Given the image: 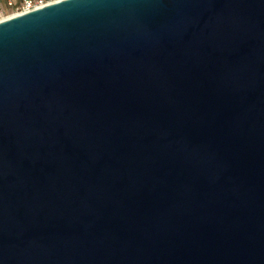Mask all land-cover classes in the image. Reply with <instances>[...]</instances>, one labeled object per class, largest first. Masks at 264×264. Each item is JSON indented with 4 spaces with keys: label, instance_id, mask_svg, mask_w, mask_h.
<instances>
[{
    "label": "water",
    "instance_id": "1",
    "mask_svg": "<svg viewBox=\"0 0 264 264\" xmlns=\"http://www.w3.org/2000/svg\"><path fill=\"white\" fill-rule=\"evenodd\" d=\"M0 264H264V0L0 21Z\"/></svg>",
    "mask_w": 264,
    "mask_h": 264
},
{
    "label": "built area",
    "instance_id": "2",
    "mask_svg": "<svg viewBox=\"0 0 264 264\" xmlns=\"http://www.w3.org/2000/svg\"><path fill=\"white\" fill-rule=\"evenodd\" d=\"M60 0H0V21ZM4 3V7L1 3Z\"/></svg>",
    "mask_w": 264,
    "mask_h": 264
},
{
    "label": "crops",
    "instance_id": "3",
    "mask_svg": "<svg viewBox=\"0 0 264 264\" xmlns=\"http://www.w3.org/2000/svg\"><path fill=\"white\" fill-rule=\"evenodd\" d=\"M15 2H17L18 0H14ZM1 5L4 7V3L2 2Z\"/></svg>",
    "mask_w": 264,
    "mask_h": 264
}]
</instances>
